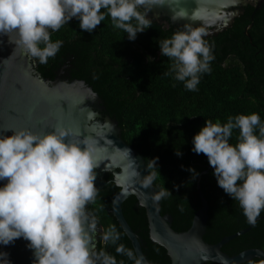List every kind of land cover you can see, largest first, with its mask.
I'll return each instance as SVG.
<instances>
[{"label": "clouds", "instance_id": "obj_1", "mask_svg": "<svg viewBox=\"0 0 264 264\" xmlns=\"http://www.w3.org/2000/svg\"><path fill=\"white\" fill-rule=\"evenodd\" d=\"M166 3L169 0H0V35L15 32L16 46L46 64L63 45L52 40V33L73 19L88 33L110 19L114 29L135 41L150 28L148 13L153 6ZM173 3L179 6L180 0ZM146 5L152 8L142 11ZM173 12V21L188 17L182 7H173ZM206 36L201 27L187 23L159 41L161 55L170 61L164 74L191 92L198 91L201 77L212 72L215 45ZM234 132L238 135L231 143ZM70 135L71 130L61 125L44 135L27 128L0 129V245L23 238L33 250V264H126L106 248L94 251L90 247L96 219L89 218L86 207L98 196L94 171L98 164L87 141L71 142ZM192 144L193 152L208 158L218 186L238 202L247 222L255 225L264 211V121L260 115L229 116L224 123L207 119ZM157 160H148V175L141 177L135 168L129 178H138L144 189L152 188L161 175L156 171ZM189 171L199 175L195 169ZM171 195L161 186L152 199L159 202ZM102 239L132 264H147L144 255L118 243L121 233L116 225H110ZM8 257L0 252V264H11Z\"/></svg>", "mask_w": 264, "mask_h": 264}, {"label": "trees", "instance_id": "obj_2", "mask_svg": "<svg viewBox=\"0 0 264 264\" xmlns=\"http://www.w3.org/2000/svg\"><path fill=\"white\" fill-rule=\"evenodd\" d=\"M253 14L255 23L248 36L246 27ZM178 28L181 27L171 25L167 28L151 21L150 28L139 33L135 41H130L125 32L114 29L110 19L98 25L93 33L81 30L79 22L73 19L52 33L53 41H63L57 55L49 58L46 64L35 59L38 70L49 79H54L57 70L66 62L73 66L77 78H86L90 73L102 77L110 75L107 85L93 83L94 89L103 98L107 113L119 120L125 141L133 145L146 162L158 158L156 171L160 170L161 175L153 185L157 190L165 186L173 194L160 202L162 213L173 216L175 230L186 231L192 225L202 206L197 190L198 177L207 170L201 176V186L210 205L205 239L218 243L251 224L238 202L218 186L208 158L192 151V140L207 119L224 123L229 116L258 113L264 121V4L258 10L251 5L246 7L232 27L219 35L205 37L215 45V59L211 63V74L201 77L195 92L164 74L170 61L161 55L159 41L170 38ZM237 135L238 132L233 133L231 143L236 142ZM177 151L182 155L178 156ZM189 169H195L199 175L194 177ZM112 179V174H106L103 181ZM119 192L115 182H110L98 191L89 210L104 227V232L110 225H116L121 233L118 243L135 251L130 238L111 213ZM123 210L143 239V249L149 260L153 264H171L167 250L151 240L147 213L138 199L135 196L127 199ZM102 237L96 251L106 248L118 261L123 259L126 264H132L127 257L116 253L114 245H105ZM250 248L264 249V211L247 233L223 246L230 255ZM243 264H264V259L254 258Z\"/></svg>", "mask_w": 264, "mask_h": 264}, {"label": "water", "instance_id": "obj_3", "mask_svg": "<svg viewBox=\"0 0 264 264\" xmlns=\"http://www.w3.org/2000/svg\"><path fill=\"white\" fill-rule=\"evenodd\" d=\"M263 4L264 0H180L178 6L169 0V4L153 8L146 5L143 9L152 8L148 13L149 19L167 28L191 23L194 27H201L207 33L206 37H210L232 27L246 7L251 5L258 10ZM173 7H177V10L182 7L188 17L173 21ZM191 16L196 19L192 21ZM254 23L253 14L251 23L246 27L248 36ZM17 39L15 32L8 36L0 35V129L27 128L44 135L61 125L71 130V142L87 141L98 164L94 169L96 187L100 191L113 181L120 188L111 213L130 238L135 251L144 255L147 264L153 263L143 249L144 241L133 229L123 210L124 202L132 196L146 210L151 240L167 250L171 264H243L254 258L264 259L262 248H250L235 255L223 250L224 245L247 233L254 225L226 236L218 243L206 241L210 205L201 186V176L207 170L198 177L197 190L202 206L196 212L192 225L186 231L175 230L173 216L170 213L163 214L161 202L152 199V193L158 191L156 187L153 185L152 188L144 189L138 178H129L135 168L141 177L149 174L146 159L122 137L119 120L107 113L100 94L85 80L65 79V67L56 72L54 79L43 77L38 70L37 60L22 47L16 46L14 41ZM126 149L130 150L131 156ZM106 174H112L113 179L104 182ZM2 185L3 182H0ZM86 213L90 219L93 217L89 204ZM103 233L104 227L96 221V230L91 233L92 250H97ZM28 243L19 238L7 246L0 245V252L9 254L11 264H33V250L27 247Z\"/></svg>", "mask_w": 264, "mask_h": 264}, {"label": "flooded vegetation", "instance_id": "obj_4", "mask_svg": "<svg viewBox=\"0 0 264 264\" xmlns=\"http://www.w3.org/2000/svg\"><path fill=\"white\" fill-rule=\"evenodd\" d=\"M62 67H65L64 68V73H63V77L65 79L72 80V79L77 78V77H75L76 75H74V72L72 70L73 66L71 67V65H69L68 62H66ZM86 76H87L86 78H77V79L85 80L93 88H94V84H100V83H102L104 85H107L109 83L108 80L110 78V75L109 74H106V76L102 77L100 74L90 73L89 75H86Z\"/></svg>", "mask_w": 264, "mask_h": 264}]
</instances>
